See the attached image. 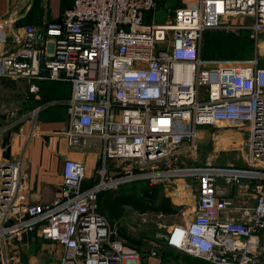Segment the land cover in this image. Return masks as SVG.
<instances>
[{"label":"built area","instance_id":"1","mask_svg":"<svg viewBox=\"0 0 264 264\" xmlns=\"http://www.w3.org/2000/svg\"><path fill=\"white\" fill-rule=\"evenodd\" d=\"M159 6L74 0L46 23L42 40L36 25L0 16V50L8 39L14 44L0 55L2 74L33 80L32 92L39 89L34 80L70 82L63 136L71 148L96 149L99 161L85 186V163L64 158L60 196L51 204L30 201L23 156L0 164V264H11L9 244L31 231L51 242L49 254L61 250L57 264H142L100 212V194L181 176L195 180L197 201L168 229L166 244L214 264H264L262 55L245 62L202 55L207 30H247L258 41L264 0H194L167 23L156 21ZM211 125L245 128L248 166L184 161L197 152L198 128ZM221 178L237 191L251 180L254 205L237 208Z\"/></svg>","mask_w":264,"mask_h":264},{"label":"rangeland","instance_id":"2","mask_svg":"<svg viewBox=\"0 0 264 264\" xmlns=\"http://www.w3.org/2000/svg\"><path fill=\"white\" fill-rule=\"evenodd\" d=\"M64 1L30 0V13L26 17V21L56 20V18H52L54 16L51 12L60 8ZM181 5L182 0H161L159 9L156 12V21L158 23L169 22L173 19L175 9ZM219 34L218 38L221 43L218 49H214L212 45L208 44L205 36V57L212 54L219 60L245 62L253 59L258 49H260L259 51L264 59V31L260 33L258 41L251 39L252 42L247 40L245 44L243 40L247 38V31L242 30V32L235 33L232 31H220ZM237 38L243 41V46L237 45L230 48V39ZM5 78L2 83L1 97L7 105L6 109H8L9 117H15L20 115L19 112L24 108L21 102H18L17 93L25 90L30 85V80L26 77L12 78L5 76ZM12 101H17L18 104L10 105ZM198 130V149L196 154H189L184 158L187 164H204L208 161L214 165L234 164L236 166H248L245 147L247 137L242 133L245 128L232 125H211L200 126ZM9 137L11 136L6 138L9 139ZM178 165L184 166L183 164ZM123 191L137 193L138 197L148 206L158 204L166 196L171 199L173 206L178 211L174 215H166L155 211L142 213L127 206L123 218L117 222H112L118 226L121 237L126 241L128 248L141 254L143 258L142 264H214L192 257L186 252L184 253L166 244L165 236L168 233V229L176 223H182L184 213H189L188 210L197 201V184L192 177H175L168 182L142 181L123 185L117 189L105 192ZM43 241L44 238L39 237L37 233L23 236L21 239H14L8 248L11 264H41V261L47 258L45 250L42 249ZM153 252L156 254H152ZM178 253L180 254L177 255Z\"/></svg>","mask_w":264,"mask_h":264},{"label":"crops","instance_id":"3","mask_svg":"<svg viewBox=\"0 0 264 264\" xmlns=\"http://www.w3.org/2000/svg\"><path fill=\"white\" fill-rule=\"evenodd\" d=\"M29 1L0 0V16L11 15L12 18L16 19V25L18 26L31 23L43 29L49 20L26 21V17L30 13ZM73 1L65 0L60 8L52 10L51 13L54 16L52 18H56V20L60 19L63 12L73 4ZM187 3L189 1L182 0L181 6ZM214 31L219 32L222 30ZM240 31L242 32V30ZM206 33L203 44H205ZM2 50H0V55L3 52L14 50V44L11 42V39H8V43ZM259 50L258 53L262 54ZM203 57L217 59L211 55H207L206 57L203 55ZM263 63L264 59L262 58ZM5 79L0 66V164H5L23 156L25 163L24 180L30 201L51 204L59 198L62 187L61 172L63 160L66 157L81 160L85 163L86 179L84 184L85 186L91 185L97 176L96 172L99 166L98 151L96 149L83 151L71 148L63 136V131L68 126L67 100L71 96V83L68 81L34 80L39 89L32 92L29 85L25 90L19 91L17 93L18 102H21L24 108L19 112L20 115L9 117L8 109H6L7 105L1 97L2 83ZM53 101L55 103H49ZM18 102L12 101L10 105L18 104ZM38 108L39 110L34 114V111ZM6 134L8 135L6 136ZM8 136L11 137L8 139L6 138ZM247 182H250L249 188L237 191L224 178L219 180L226 195L235 199L237 208L247 207L255 203L253 183L251 180H247ZM195 204L196 202L192 206ZM229 215L238 219L242 218V213L239 210H231L229 211ZM32 233L37 232L31 231L25 233L23 236ZM51 245L50 241L44 239L42 249L45 250L47 258L41 261V264L58 263L61 250H58L55 255H51L48 253Z\"/></svg>","mask_w":264,"mask_h":264},{"label":"trees","instance_id":"4","mask_svg":"<svg viewBox=\"0 0 264 264\" xmlns=\"http://www.w3.org/2000/svg\"><path fill=\"white\" fill-rule=\"evenodd\" d=\"M207 31H206L207 32L206 37H207L208 44L212 45L214 49H218L219 44L221 43L220 39L218 38L220 36L219 34L220 31L216 32L213 29L207 30ZM247 33H248L246 34L247 38L243 40L244 44L247 43V40L248 42H252L249 32ZM243 41H240L238 38L230 39L229 46L230 48L231 46L233 48L234 46H237V45H241L242 47ZM202 55H204V47L202 50ZM211 56L216 57L215 55H212V54ZM127 206H130L134 208L135 210L140 211L142 213H145L148 211H155V212H160L166 215H174L178 212L175 206H173L171 199L166 196H164L158 204L148 206L138 197L137 193L135 192H125V191L111 192V193L103 192L102 194H100L99 210L101 213L105 214L110 219L111 222H117L121 220L124 216ZM195 258H198V257H195Z\"/></svg>","mask_w":264,"mask_h":264},{"label":"water","instance_id":"5","mask_svg":"<svg viewBox=\"0 0 264 264\" xmlns=\"http://www.w3.org/2000/svg\"><path fill=\"white\" fill-rule=\"evenodd\" d=\"M37 36H38V39L39 40H42L43 39V37H44V31H43V29H39L38 30Z\"/></svg>","mask_w":264,"mask_h":264}]
</instances>
